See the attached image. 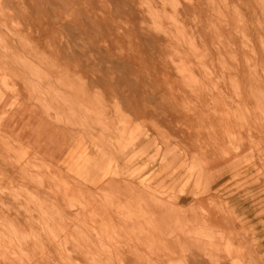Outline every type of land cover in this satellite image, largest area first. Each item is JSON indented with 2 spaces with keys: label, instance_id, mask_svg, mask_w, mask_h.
Here are the masks:
<instances>
[{
  "label": "crops",
  "instance_id": "1",
  "mask_svg": "<svg viewBox=\"0 0 264 264\" xmlns=\"http://www.w3.org/2000/svg\"><path fill=\"white\" fill-rule=\"evenodd\" d=\"M144 1L65 0L68 20L59 15L57 29L48 6L38 9L35 0H3L7 9L12 8L6 20L9 30L3 29L0 17V39L9 49L5 53L0 42V135L9 138L17 151H25L27 160L52 165L57 150L64 158L67 151L99 148V133H92L99 129L91 119L114 117L107 109L110 103L143 101L145 185H156L155 197L168 203L166 197L176 196L184 181L179 167L201 166V179L195 171L174 206L182 212L200 213L204 208L215 214L210 207L215 201L221 216L218 222L212 217L210 227L222 237L194 241L219 250L221 264H264V0H148V11ZM20 3L27 13L19 12ZM147 12L162 20L158 29L151 28ZM169 19L183 29H165L164 21ZM15 24L24 28L17 30ZM127 62L134 67H127ZM180 70L188 72L187 82ZM4 82L15 94L5 91ZM188 87H194V92ZM97 101L103 106L99 108ZM230 102L235 104L229 109ZM211 103L219 107L213 110ZM130 111L131 106L125 116L132 117ZM14 166L10 171L0 162L8 184L19 169ZM196 179L202 181V189L195 187ZM19 209L11 193L0 190V264H27L21 257V243L30 247L23 251L26 255L33 254V247L35 251L43 247L54 256L51 260H62L57 256L58 241L41 237L39 247L27 241L41 227ZM192 226L209 227L200 222ZM195 245H189L194 249L186 264H211L196 260Z\"/></svg>",
  "mask_w": 264,
  "mask_h": 264
},
{
  "label": "rangeland",
  "instance_id": "2",
  "mask_svg": "<svg viewBox=\"0 0 264 264\" xmlns=\"http://www.w3.org/2000/svg\"><path fill=\"white\" fill-rule=\"evenodd\" d=\"M63 1L35 0L38 9L51 7L53 28L58 29L61 20L59 15L65 14L64 18L67 16ZM3 6V0H0L3 29L9 30L6 20L12 7L7 9ZM143 7L147 11L150 9L148 0L144 1ZM19 12L27 13L21 3ZM146 16L151 28L158 29L162 22L159 16L155 12H147ZM238 19V24L243 26L241 18ZM164 22L165 29H183L182 24L173 19ZM14 28L22 30L24 27L15 24ZM1 40L3 51L8 53L5 39ZM244 42L247 44L248 40L244 39ZM187 74V71L180 70V76L186 82ZM4 88L15 94V90L6 82ZM188 89L194 92V87ZM232 104L235 103H228L229 109ZM96 105L100 108L103 103L97 101ZM186 105L184 110H188ZM129 106L132 117L124 114ZM218 107L219 103H211L213 110ZM107 109L111 110L114 117L91 119L93 127L99 129V132L94 130L92 133H99L101 137H98L102 139L96 142L99 148L91 153L87 150L80 153L77 150L67 151V159L64 156L62 158L63 152L57 150L58 156L53 157L52 165L27 160L25 151H17L9 138L0 135V162L4 167L8 166L6 168L10 171L14 165L19 168L9 184L5 181V170L0 169V190L10 192L13 202L20 205V213L25 214L35 227H41V231H32L27 241L35 242L38 246L41 237H45L61 244L57 247V256L62 260H50L54 256L43 247L36 251L33 247V254L26 255L23 251L30 247L24 243H21V257L27 264H186L194 249L189 245L196 243V250L198 248L211 255L208 258L211 264H220L217 255L219 250L215 252L216 248L211 250L194 241L195 238L221 239L220 231L210 227L209 219L210 216L215 217L218 222L221 216L219 204L215 201L210 204L215 214L207 213L204 208H201L200 213L182 212L174 206L178 202V195L187 190L184 183L189 180L187 173L190 167L186 166L179 167L184 172V181L178 185L176 196L166 197L168 203L156 198L153 191L157 186H146L143 179V101L112 102ZM59 120L57 124L61 123ZM116 123L117 127L121 125V130L115 126ZM80 129L87 131L86 127ZM110 134L112 142L107 139ZM194 167L197 171L202 170L201 166ZM87 170L91 172L87 173ZM43 193L50 197L42 198ZM198 222L209 227L192 229V224ZM198 255L203 257L197 251L196 260H202Z\"/></svg>",
  "mask_w": 264,
  "mask_h": 264
},
{
  "label": "bare ground",
  "instance_id": "3",
  "mask_svg": "<svg viewBox=\"0 0 264 264\" xmlns=\"http://www.w3.org/2000/svg\"><path fill=\"white\" fill-rule=\"evenodd\" d=\"M1 1H2V0H1ZM22 1H23V0H22ZM104 1H106V0H104ZM63 2H64V1H63ZM70 2H71V0H70ZM93 2H94V1H93ZM95 2H96V1H95ZM68 3H69V2H68ZM106 3H107V2H106ZM93 4H94V3H93ZM93 4H92V5H93ZM95 4H96V3H95ZM95 4H94V5H95ZM109 4H110V3H108V6H110ZM66 5H67V4H66ZM12 6H13V5H12ZM84 6H86V5H84ZM84 6H83V8H84ZM111 6H112V4H111ZM132 6H133V5H132ZM3 7H4V6H3ZM66 7L68 8L69 6H66ZM76 7H77V6H76ZM86 7H87V6H86ZM88 7H89V6H88ZM95 7H96V6H95ZM95 7H94V8H95ZM99 7H100V6H99ZM45 8H46V7H45ZM97 8H98V7H97ZM108 8H109V10H110V7H108ZM15 9H16V7H15ZM75 9H76V8H75ZM75 9H74V10H75ZM80 9H82V8H80ZM89 9H90V7H89ZM91 9L93 10V7H92ZM137 9H138V8H137ZM50 10H51V7H50ZM77 10H78V9H77ZM87 10H88V9H87ZM111 10H112V9H111ZM47 11H48V9H47ZM84 11H85V8H84ZM94 11H95V10H93V12H94ZM96 11H97V10H96ZM55 12H56V11H55ZM86 12H89V11H86ZM109 12H110V11H108V13H109ZM116 12H118V11H116ZM47 13H48V12H47ZM91 13H92V12H91ZM94 13H95V12H94ZM121 13H123V12H121ZM70 14H71V13H70ZM87 14H88V15H91V14H89V13H87ZM92 14H93V13H92ZM95 14H97V13H95ZM95 14H94V16H95ZM118 14H120V13H118ZM64 15H65V14H64ZM110 15H111V14H110ZM51 16H52V15H51ZM70 16L72 17L73 15H70ZM79 16H80V15H79ZM91 16H92V15H91ZM92 17H93V16H92ZM97 17H98V16H97ZM109 17H110V16H109ZM109 17H107V20L109 19ZM55 18H56V17H55ZM58 19H59V18H58ZM66 19H67V18H66ZM95 19H96V18H95ZM104 19H105V18H104ZM67 20H68V19H67ZM69 21H70V20H69ZM96 21H97V20H96ZM100 22H101V21H100ZM57 23H58V22H57ZM70 23H71V22H70ZM76 23L78 24L77 21H76ZM142 23H143V22H142ZM102 24H103V23H102ZM111 24H112V23H111ZM70 25H72V24H70ZM78 25H79V24H78ZM59 26H60V25H59ZM59 26H58V27H59ZM108 26H109V25H108ZM108 26H107V27H108ZM98 27H99V26H98ZM59 28H60V27H59ZM72 28H74V26H73ZM103 28H104V26H103ZM103 28H102V29H103ZM108 28H109V27H108ZM64 29H65V26H64ZM64 29H63V30H64ZM68 29H69V28H68ZM104 29H105V28H104ZM159 30H160V29H159ZM100 31H101V30H100ZM102 31L105 32V30H102ZM102 31H101V32H102ZM141 31H142V28H141ZM66 32H67V31H66ZM82 32H83V31H82ZM107 32H108V31H107ZM134 32H135V31H134ZM74 34H75V33H74ZM64 35H66V34H64ZM71 35H72V34H71ZM86 35H87V34H86ZM135 35H136V34H135ZM68 36H69V35H68ZM68 36H67V37H68ZM72 36H73V35H72ZM81 36H82V35H81ZM104 36H105V35H104ZM136 36H139V35H136ZM70 37H71V36H70ZM78 37H80V36H77V38H78ZM88 37H90V36H88ZM147 37H149V36H147ZM72 38H73V37H72ZM82 38H84V36H83ZM91 38H92V37H91ZM139 38H140V37H139ZM62 39H63V38H62ZM62 39H61V40H62ZM88 39H89V38H88ZM69 40H71L70 42H72L73 39H69ZM77 40H78V39H77ZM79 40H80V39H79ZM85 40H86V39H85ZM177 40H178V38H177ZM81 41H82V40H81ZM83 41H84V39H83ZM150 41H151V40H149V42H150ZM166 41H167V40H166ZM184 41H185V40H184ZM73 42H76L75 39H74ZM77 42H78V41H77ZM77 42H76V43H77ZM127 42H128V41H127ZM147 42H148V41H147ZM159 42H160V41H159ZM79 43H81V42H79ZM128 43H129V42H128ZM167 43H168V42H167ZM72 44H73V43H72ZM77 44H78V43H77ZM84 44H85V41H84ZM139 44H141V43H138V47H139ZM152 44H153V43H152ZM152 44H151V45H152ZM159 44H163V43L161 42V43H159ZM61 45H62V44H61ZM86 45H87V46L89 45V47H90L92 44H86ZM105 45H107V44H105ZM128 45H129V44H128ZM128 45H127V46H128ZM130 45H131V43H130ZM134 45H135V44H134ZM170 45H172V43H171ZM93 46H94V45H93ZM97 46H98V45H97ZM101 46H103V45L101 44V45L98 46V47H100L101 50H102L103 48H102ZM107 46H108V45H107ZM124 46H125V45H124ZM136 46H137V45H136ZM136 46H134V47H136ZM141 46H142V45H141ZM148 46H149V45H148ZM160 46H161V45H160ZM166 46H169V45L166 44ZM129 47H132V46H129ZM134 47L132 48L133 50H134ZM142 47H143V46H142ZM169 47H170V46H169ZM169 47H168V48H169ZM87 48H88V47H87ZM90 48H92V47H90ZM95 48H96V47H95ZM125 48H126V47H125ZM151 48H153V47L151 46ZM159 48H160V47H159ZM109 49H110V48H109ZM112 49H113V48H112ZM118 49H119V48H118ZM129 49H130V48H128V50L126 49V53H127V55L129 54V53H128ZM132 49H131V50H132ZM135 49H136V48H135ZM139 49H140V47H139ZM139 49H137V50H139ZM69 50H71V49H69ZM98 50L101 51L100 49H98ZM119 50H120V49H119ZM119 50H117V51H119ZM131 50H130V51H131ZM142 50H143V48H142ZM152 50H153V49H152ZM155 50H156V49H155ZM95 51H96V50H95ZM95 51H94V52H95ZM109 51H112V50H109ZM122 51H124V50L122 49ZM157 51H158V50H157ZM160 51H161V50H160ZM199 51H202V50H199ZM206 51H207V50H206ZM71 52H72V51H71ZM96 52H97V51H96ZM137 52H138V51H137ZM141 52H142V51H141ZM171 52H172V51H171ZM218 52H219V51H218ZM80 53H81V52H80ZM98 53H100V52H98ZM108 53H109V52H108ZM114 53H115V55L117 54V52H116V48H115V50H114ZM126 53H125V54H126ZM133 53L135 54L134 51H133ZM133 53H132V54H133ZM186 53H187V51H186ZM186 53H185V54H186ZM198 53H199V52H197V54H198ZM201 53H202V52H201ZM206 53H208V52H206ZM91 54H92V53H91ZM101 54H102V53H101ZM125 54H124V56H121V57H125V56H126ZM136 54H137V53H136ZM136 54H135V56H136ZM183 54H184V50H183ZM187 54H189V53H187ZM194 54H195V53H194ZM199 54H200V53H199ZM202 54H205V52L202 53ZM211 54H212V53H211ZM79 55H80V54H79ZM81 55H82V54H81ZM95 55H96V54H95ZM99 55H100V54H99ZM111 55H112V54H111ZM119 55H120V54H119ZM121 55H122V53H121ZM97 56H98V54H97ZM138 56H139V55H138ZM233 56H234V55H233ZM98 57H99V56H98ZM98 57H97V58H98ZM100 57H101V55H100ZM100 57H99V58H100ZM114 57H115V56H114ZM116 57L118 58V56H116ZM119 57H120V56H119ZM133 57H134V55H133ZM194 57H195V56H194ZM221 57H222V56H221ZM95 58H96V57H94V59H95ZM107 58H109V55H108ZM107 58H106V61H107L108 65H109V62H108V61H110V60L107 59ZM117 58H116V59H117ZM127 58H128V57H126L125 59H127ZM129 58H131V56H129ZM134 58H135V57H134ZM188 58H191V57H188ZM86 59H87V58H86ZM100 59H102V58H100ZM104 59H105V58H104ZM114 59H115V58H114ZM137 59H138V57L136 58V60H137ZM195 59H197V58H195ZM117 60L119 61V58H118ZM204 60H205V59H204ZM102 61H103V59H102ZM102 61H100L101 64H102ZM187 61H189V60H185L184 62H187ZM191 61H192V60H191ZM191 61H190V62H191ZM195 61H196V60H195ZM218 61H219V60H218ZM89 62H90V61H89ZM91 62H92V61H91ZM94 62H95V60H94ZM96 62L98 63V61H96ZM96 62H95V63H96ZM119 62L121 63V60H120ZM129 62H130V61H129ZM136 62H137V61H136ZM136 62H134V63L136 64ZM182 62H183V61H182ZM198 62H199V61H198ZM200 62H202V61H200ZM211 62H212V61H211ZM103 63H104V62H103ZM107 63L105 62V64H107ZM111 63H112V61H111ZM111 63H110V64H111ZM116 63H117V62H116ZM123 63H124V62H122L121 65H122ZM125 63H126V62H125ZM125 63H124V65H126ZM130 63H131V62H130ZM114 64H115V61H114L113 65H114ZM127 64H128V62H127ZM187 64H188V63H187ZM192 64H195V63H192ZM201 64H202V63H201ZM201 64H200V65H201ZM203 64H204V62H203ZM203 64H202V65H203ZM212 64H213V63H212ZM212 64H210V65H212ZM98 65H99V64H98ZM103 65H104V64H103ZM108 65H106V66H108ZM118 65H119V63H118ZM118 65H117V66H118ZM131 65L133 66V64H131ZM205 65H206V63H205ZM122 66H123V65H122ZM129 66H130V65L128 64L127 67H129ZM132 66H130V67H132ZM100 67H101V66H100ZM133 67H134V66H133ZM202 67H203V66H202ZM204 67H205V66H204ZM112 68H113V66H112ZM118 68H119V67H118ZM122 68H123V67H122ZM125 68H126V66H125ZM205 68H206V67H205ZM120 69H121V68H120ZM112 70H113V69H112ZM112 70H111V71H112ZM124 70H126V69H124ZM133 70H134V69H133ZM120 71H121V70H120ZM129 71H130V69H129ZM117 72H119V71H117ZM124 73L126 74L125 71H124ZM127 73H128V72H127ZM129 73H130V72H129ZM132 73H133V71H132ZM113 74H114V73H113ZM116 74H117V73H116ZM122 74H123V73H122ZM119 75H120V74H119ZM122 76H123V75H122ZM122 76H121V77H122ZM124 78H127V77H124ZM119 79H120V78H119ZM67 103H69V102H67ZM66 105H67V104H66ZM68 105H69V104H68ZM99 136H100V135H99ZM100 137H101V136H100ZM100 137L98 138V140L101 139ZM103 137H104V136H103ZM115 138H116V137H115ZM98 140H97V141H98ZM101 140H102V139H101ZM111 140H112V139H111ZM111 140H110V141H111ZM119 140H120V139H119ZM119 140H118V141H119ZM138 141H140V140H138ZM113 142H114V141H113ZM125 142H126V141H125ZM129 142H130V141H129ZM116 143H117V141H116ZM127 143H128V142H127ZM139 143H142V142L140 141ZM113 144H114V143H113ZM121 144H122V143H121ZM121 144H120V145L118 144V145L121 146ZM115 145H116V144H115ZM115 145H114V147H115ZM136 145H137V144H136ZM119 150H120V149H119ZM122 150H124V149H122ZM83 151H84V150H83ZM115 151H116V149H115ZM125 151H126V150H125ZM91 152H93V151H90L89 153H91ZM94 152H95V150H94ZM104 152H105V151H104ZM119 152H120V151H119ZM123 152H124V151H123ZM89 153H87V154H89ZM94 154H95V153H94ZM106 154H107V153H106ZM108 154H111V152H108ZM111 155H112V154H111ZM166 155H167V154H166ZM84 156H85V155H84ZM95 156H96V155H95ZM68 157H69V155H68ZM69 158H70V157H69ZM111 158H112V157H111ZM87 159H88V158H87ZM90 159H91V158H90ZM90 159H89V160H90ZM94 160H95V159H94ZM142 160H143V159H142ZM105 161H106V160H105ZM131 162H133V161H131ZM234 163H235V162H234ZM105 165H106V164H105ZM226 165H227V164H226ZM121 166H122V165H121ZM100 167H101V166H100ZM127 167H129V166L127 165ZM101 170H102V169H101ZM87 171H88V170H87ZM89 171H90V170H89ZM89 171H88L87 173H90V172H91V171H90V172H89ZM116 171H118V170H116ZM195 171H197V170H196V168L194 167V165H193L192 167H190V170H189V172L187 173V175L189 176V177H188L189 180L186 181V183H184V184H185V185H184V188H185V186H186V189H188L189 186L191 185L192 182H191L190 180L192 179V177H193V173H194ZM212 171H213V169H212ZM239 172H241V171H239ZM111 174H112V173H111ZM198 174H199V175H198V177H199L198 179H201V177H202V175H203V170L198 171ZM236 175H238V174H236ZM196 180H197V179H196ZM159 184H160V183H159ZM159 184H158V185H159ZM202 184H203L202 181H198V180L196 181V183H194L195 187H197V188H201V187H202ZM217 188H218V187H217ZM201 189H202V188H201ZM201 192H202V191H201ZM216 192H217V191H216ZM200 194H201V193H200ZM213 196H214V194H213ZM198 197H199V196H198ZM232 217H233V215H232ZM211 218H212V217L210 216L209 219H211ZM233 218H234V217H233ZM237 220H238V219H237ZM234 222H235V220H234ZM238 223H239V222H238ZM232 224H233V223H232ZM236 225H237V224H236ZM241 225H242V224H241ZM233 227H234V226H233ZM238 227H239V226H238ZM240 229H241V228H240ZM240 229H238V230H240ZM17 233H18V232H17ZM13 234H14V233H13ZM16 235L18 236L19 234H16ZM16 235H14V237H16ZM252 235H253V234H252ZM12 236H13V235H12ZM254 236H255V235H254ZM13 241H14V240H13ZM17 241H18V239H17ZM254 241H255V240H254ZM18 243H19V241H18ZM195 250H196V248H195ZM197 251H198V253H200L201 256H203V257H200V256L198 255V256L200 257V259H201V258L203 259V261H205V259H207V261L210 259V256H211V255L208 256V253L201 252V250H199L198 248H197L196 252H197ZM190 253H192V252H190ZM204 254H207V255H204ZM204 256H205V257H204ZM208 258H209V259H208ZM48 259H49V258H48ZM34 260H37V259H34ZM50 260H51V259H50ZM47 261H48V260H47ZM223 261H224V260H223ZM213 262H214V261H213ZM229 262H230V261H229ZM203 263H204V262H203ZM224 263H225V261L223 262V264H224ZM227 263H228V262H227ZM227 263H226V264H227ZM262 263H263V262H262ZM48 264H49V263H48ZM204 264H205V263H204ZM220 264H221V263H220ZM248 264H249V263H248ZM250 264H251V263H250Z\"/></svg>",
  "mask_w": 264,
  "mask_h": 264
}]
</instances>
